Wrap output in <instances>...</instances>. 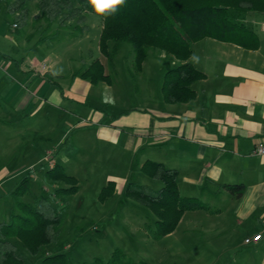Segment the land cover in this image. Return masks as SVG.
I'll list each match as a JSON object with an SVG mask.
<instances>
[{
  "label": "crops",
  "instance_id": "crops-1",
  "mask_svg": "<svg viewBox=\"0 0 264 264\" xmlns=\"http://www.w3.org/2000/svg\"><path fill=\"white\" fill-rule=\"evenodd\" d=\"M242 21L253 32L255 38H251L250 43H257L256 47L211 37L192 43L189 61L203 73V78L192 84L194 97L186 102H165L169 109L163 112L148 105L145 99L147 105H140L143 117L136 111L135 115L126 113L122 117V109L104 111L92 107V119L81 118L79 106L89 100L96 104L121 103V98L113 93L116 87L123 85L115 59L114 67H105L110 75L109 82L92 83L77 75L92 58L105 65L98 46L99 56L94 57L92 50H88V61L79 68L62 71L61 60L52 53L40 51L26 55L23 64V56L10 55L0 45L1 93L12 92L10 98L0 104V120L8 124L12 115L15 118L28 116L30 124L40 123V128L50 126L54 133L61 132L56 142L58 146L45 148V154L51 151L49 157L53 159L49 161H54L50 165L60 164L65 172L71 160L83 164L79 157L85 156V152L76 142L64 152L59 145L73 130L92 132V145L102 144L105 146L103 152L123 149L135 154L140 151L144 159H140L138 167L145 160H152L175 169L181 196L204 200L202 202L207 204L205 198L213 203L211 198L225 191L229 204L226 219L232 221L231 227L238 222H250L252 228L246 234H261V239L252 243L246 258L264 264V155L255 152L257 143L264 142V14L246 13ZM11 27L14 28L12 24ZM86 29L88 32L89 28ZM6 37L12 42L16 40L9 32ZM82 37L80 34L76 38ZM126 55L129 57L130 52ZM154 57L163 60L164 54L156 52ZM124 59L126 63L127 58ZM162 68L163 75L165 69ZM124 69L128 75V67ZM143 72L144 68L139 76ZM82 124L84 126H80ZM120 126L125 129L120 130ZM39 139L50 140V137L41 135ZM108 181L114 182L115 192V180L109 177L105 185ZM227 184L242 185V193H231L224 187ZM123 186L126 185L122 184L121 188ZM12 200L11 196L8 198L0 193V216H5L2 213L5 207L10 211L3 220L10 219ZM208 206V210L185 211L181 219L187 213L196 215L204 211L207 215H223L226 210Z\"/></svg>",
  "mask_w": 264,
  "mask_h": 264
},
{
  "label": "rangeland",
  "instance_id": "rangeland-1",
  "mask_svg": "<svg viewBox=\"0 0 264 264\" xmlns=\"http://www.w3.org/2000/svg\"><path fill=\"white\" fill-rule=\"evenodd\" d=\"M11 1L13 0H3L0 3V45L5 47L10 55L17 58L23 56L25 58L23 64L26 63V55L39 54L41 51L56 55V58L61 60V70L69 71L79 68L88 61V50H92L94 57L99 56L97 46L102 24L99 16L88 15L86 20L88 32L86 28L80 30L74 27L73 23L59 28L54 22L45 28L44 25L47 26V23L38 15L36 9L37 0H30L27 24L15 30L11 27L12 16L5 11L6 2ZM8 32L12 37H16L15 42L6 37ZM80 34L83 37L77 40L76 37L79 38ZM128 51L129 57L126 55ZM155 53V50L150 49L142 65L144 72L140 76L139 73L131 76L132 48L129 44L122 43L114 59L123 85L112 91L117 98H121V103L96 104L89 100L85 105L79 106L82 108L81 118L92 119V113L90 114L92 107L104 111L122 109L124 111L122 117L126 116V113L132 115L137 113L143 117L140 105L141 103L145 105L146 102L157 110L168 111V105L163 102L161 95L160 87L164 75L161 74V68L168 69L176 60L171 57L159 60L154 57ZM124 57L127 58L126 63ZM125 66L128 67V75ZM2 74L3 71L0 72V76ZM1 91L0 84V104H3L4 100L10 98L12 92ZM145 99L148 101L145 102ZM27 118L28 116L15 118L12 115L8 124L0 120V193L8 198L12 197L11 192L17 182L28 175L30 186L20 197L21 201L32 202L42 188L47 191L49 202L56 207L64 206L63 201L68 200L58 240L45 246L47 252L60 250L71 259L72 264H91L95 258L105 260L115 248L121 249L134 264L257 263V260L251 262L246 258L252 243H244L245 238L254 236L246 234L247 230L252 228V224L238 222L237 226L231 227L232 221L230 218L226 219L229 204L225 191H221L219 196L212 197L213 203L210 202V198H205L212 209L226 208L223 215H207L204 211H199L196 215L187 213L171 233L157 236L155 215L145 206L126 197L123 192L124 186L121 188V185L133 181L156 190L161 187V182L149 178L139 170L140 159H144L141 158L140 151L135 154H129L123 149L117 152L111 150L103 152L105 146L102 144L92 145L93 141L90 140L92 132L80 133L73 130L67 134L65 142L59 145L61 152H64L76 142L84 149L85 156L79 157V160L84 161L83 164L71 160L66 166V172L78 180V191L70 196H55L54 186L63 183L54 185L44 176V172L54 161H49L53 157L46 156L45 148L58 146L56 142L61 132L54 133L55 130L50 126L40 128L38 127L41 126L40 123L30 124L31 118ZM83 124L80 126H84ZM83 128L79 127L81 130ZM119 129L125 128L120 126ZM41 135L49 136L50 140L39 139ZM147 155L149 157L151 154ZM109 177L115 180V192L111 198L101 202L97 196ZM13 207L15 212L19 210L14 203ZM2 213L5 216H0V220L8 217L9 208L5 207ZM33 264H38L37 258H33Z\"/></svg>",
  "mask_w": 264,
  "mask_h": 264
},
{
  "label": "trees",
  "instance_id": "trees-1",
  "mask_svg": "<svg viewBox=\"0 0 264 264\" xmlns=\"http://www.w3.org/2000/svg\"><path fill=\"white\" fill-rule=\"evenodd\" d=\"M29 1L6 2L5 11L12 16L15 30L27 24ZM36 9L47 26L56 22L63 28L73 23L80 30L88 28L87 17L95 14L88 0H37ZM250 12L264 14V0H125L114 15H97L102 20L98 47L106 65L112 68L122 43L129 44L133 52L131 76L141 72L150 49L164 53V59L175 58L176 62L164 71L162 98L166 103L186 102L195 95L192 84L203 78V73L189 61L192 43L211 37L256 47L257 43H250L255 38L253 32L242 21ZM77 75L92 83L110 81L105 65L97 58H92ZM139 170L160 181L161 187L155 190L129 181L124 195L155 215L157 236L171 233L185 211L209 209L202 201L179 194L175 169L145 160ZM44 176L54 185L63 183L54 186L53 194L57 197L73 195L79 189L77 178L65 172L60 164H51ZM29 184L28 175L20 178L11 192L14 206L19 210L15 212L13 207L10 220L0 221V264H33V258L38 259V264H72L60 250H45L47 244L58 240L68 200L63 201L64 206L56 207L42 188L32 202H23L20 197L28 191ZM224 187L237 195L243 190L240 184ZM113 192L114 182L108 181L98 193L99 201H106ZM91 264L134 263L121 249L115 248L107 259L95 258Z\"/></svg>",
  "mask_w": 264,
  "mask_h": 264
},
{
  "label": "clouds",
  "instance_id": "clouds-1",
  "mask_svg": "<svg viewBox=\"0 0 264 264\" xmlns=\"http://www.w3.org/2000/svg\"><path fill=\"white\" fill-rule=\"evenodd\" d=\"M88 4L96 15L110 16L125 4V0H88Z\"/></svg>",
  "mask_w": 264,
  "mask_h": 264
},
{
  "label": "built area",
  "instance_id": "built-area-1",
  "mask_svg": "<svg viewBox=\"0 0 264 264\" xmlns=\"http://www.w3.org/2000/svg\"><path fill=\"white\" fill-rule=\"evenodd\" d=\"M12 26L15 27V24H12ZM255 152L257 154L264 155V142L257 143ZM51 153H52L51 151H48L47 156H49ZM260 239H261V234H255L251 238H245L244 243L251 244L253 242L259 241Z\"/></svg>",
  "mask_w": 264,
  "mask_h": 264
}]
</instances>
